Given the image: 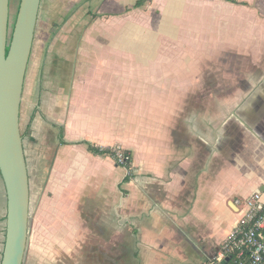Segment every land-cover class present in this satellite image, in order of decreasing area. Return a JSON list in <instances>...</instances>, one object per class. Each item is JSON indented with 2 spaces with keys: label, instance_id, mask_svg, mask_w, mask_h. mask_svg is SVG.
<instances>
[{
  "label": "crops",
  "instance_id": "1",
  "mask_svg": "<svg viewBox=\"0 0 264 264\" xmlns=\"http://www.w3.org/2000/svg\"><path fill=\"white\" fill-rule=\"evenodd\" d=\"M19 131L22 264H203L264 201V0H41Z\"/></svg>",
  "mask_w": 264,
  "mask_h": 264
},
{
  "label": "water",
  "instance_id": "2",
  "mask_svg": "<svg viewBox=\"0 0 264 264\" xmlns=\"http://www.w3.org/2000/svg\"><path fill=\"white\" fill-rule=\"evenodd\" d=\"M41 0H19L13 23L10 0H0V178L6 199L0 264H22L30 198L19 131V110Z\"/></svg>",
  "mask_w": 264,
  "mask_h": 264
},
{
  "label": "built area",
  "instance_id": "3",
  "mask_svg": "<svg viewBox=\"0 0 264 264\" xmlns=\"http://www.w3.org/2000/svg\"><path fill=\"white\" fill-rule=\"evenodd\" d=\"M117 166L126 170V176L132 174L131 157L120 147L107 149ZM129 166V170L126 169ZM235 204L243 208L238 226L226 237L218 253L203 264H264V201L260 194Z\"/></svg>",
  "mask_w": 264,
  "mask_h": 264
},
{
  "label": "trees",
  "instance_id": "4",
  "mask_svg": "<svg viewBox=\"0 0 264 264\" xmlns=\"http://www.w3.org/2000/svg\"><path fill=\"white\" fill-rule=\"evenodd\" d=\"M143 4V2H137L135 4L136 7H139ZM88 150L92 153V154H95V155H104V156H107L109 154V151L108 150H100V149H97L91 145H88ZM127 153V152H126ZM126 169L129 170V166H126ZM127 179V178H126Z\"/></svg>",
  "mask_w": 264,
  "mask_h": 264
},
{
  "label": "rangeland",
  "instance_id": "5",
  "mask_svg": "<svg viewBox=\"0 0 264 264\" xmlns=\"http://www.w3.org/2000/svg\"><path fill=\"white\" fill-rule=\"evenodd\" d=\"M18 2H19V0H10V11H11L10 20H11V23H13V21H14ZM0 195H2V189H0ZM0 202H2L1 197H0Z\"/></svg>",
  "mask_w": 264,
  "mask_h": 264
}]
</instances>
